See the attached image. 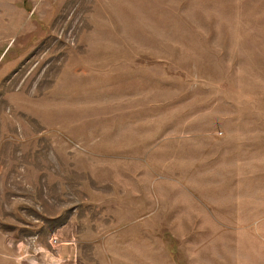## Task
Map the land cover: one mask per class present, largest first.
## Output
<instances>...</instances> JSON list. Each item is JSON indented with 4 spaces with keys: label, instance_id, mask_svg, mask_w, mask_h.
Here are the masks:
<instances>
[{
    "label": "rangeland",
    "instance_id": "374dc122",
    "mask_svg": "<svg viewBox=\"0 0 264 264\" xmlns=\"http://www.w3.org/2000/svg\"><path fill=\"white\" fill-rule=\"evenodd\" d=\"M0 264H264V0H0Z\"/></svg>",
    "mask_w": 264,
    "mask_h": 264
}]
</instances>
